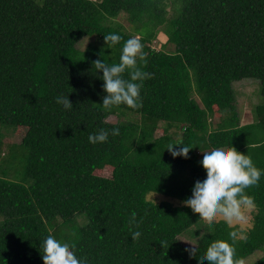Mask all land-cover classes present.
I'll return each instance as SVG.
<instances>
[{
  "label": "trees",
  "instance_id": "1",
  "mask_svg": "<svg viewBox=\"0 0 264 264\" xmlns=\"http://www.w3.org/2000/svg\"><path fill=\"white\" fill-rule=\"evenodd\" d=\"M109 33L122 37L111 49ZM132 37L152 74L142 107L106 110L93 62L118 63ZM246 80L259 83L260 101L242 125L234 84ZM0 127L27 131L7 148L0 134V264H43L48 235L88 264H208L200 255L233 231L234 264L257 253L252 264H264V175L245 190L255 201L247 231L182 203L205 174V147L233 146L264 169V0H0ZM113 127L119 135L89 143ZM179 143L193 146L187 159L166 149ZM105 169L111 177L96 173Z\"/></svg>",
  "mask_w": 264,
  "mask_h": 264
},
{
  "label": "clouds",
  "instance_id": "2",
  "mask_svg": "<svg viewBox=\"0 0 264 264\" xmlns=\"http://www.w3.org/2000/svg\"><path fill=\"white\" fill-rule=\"evenodd\" d=\"M121 39L122 37L116 33L104 35L106 47L110 49ZM146 55L141 41L132 37L124 41L118 63L106 64L101 59L93 62L96 70L102 71L100 79L103 81L102 89L106 93L102 97L101 106L104 109L111 110L120 105L132 109L142 107L141 89L144 81L152 77L151 73L143 71L142 67L138 66V62L142 65L147 64ZM126 70L128 79L122 75ZM56 102L65 110L73 108L68 96H58ZM109 135H119V128L113 127L111 130L101 128L98 132L90 134L88 140L93 145L103 144L108 142ZM192 147L179 143L169 144L166 149L174 158L179 156L187 159ZM201 161L205 167V174L195 177L191 191L182 203L198 210L201 216L209 220L219 216L229 225L246 221L247 214L255 208V201L245 190L260 181L264 169L257 168L249 155L237 151L233 146L228 147L219 143L205 147L201 151ZM132 219L135 220L134 215ZM140 236V231H134L131 238L135 241ZM229 236L231 243L227 240L212 242L198 260H206L208 264H234L233 244L237 233L230 232ZM190 245V251L195 250V246ZM39 246L43 250V264H88L86 258L77 256L73 245L69 242L62 243L53 235H48Z\"/></svg>",
  "mask_w": 264,
  "mask_h": 264
},
{
  "label": "rangeland",
  "instance_id": "3",
  "mask_svg": "<svg viewBox=\"0 0 264 264\" xmlns=\"http://www.w3.org/2000/svg\"><path fill=\"white\" fill-rule=\"evenodd\" d=\"M96 1V0H95ZM118 20L126 27H129V22L128 19L126 18V15H122L118 18ZM129 30V29H128ZM93 40L91 39H85L83 41V48L88 45L90 42ZM167 42V37L164 35H160L156 41L153 42V47L156 49H161V46H163ZM169 51H174V47L169 45L167 48ZM234 88L237 91V106L241 115V120H242V125L245 124H250L254 122V117H253V111H254V106L256 103H258L260 100V87L259 83H255L252 80H246L242 82H238L234 84ZM118 118L115 116H111L108 118L109 122H117ZM214 122L219 121V116H215ZM26 130L23 128H16V129H11V128H1L0 127V134L4 136V148H7L8 145H13V144H21L23 138L26 135ZM162 133V132H159ZM98 175L102 177H111L112 175V170L111 169H105L103 171H97L96 172ZM165 196L163 195H149V199L153 200L157 203H160L165 200ZM255 212V209L253 208L248 214H247V219L246 221L243 222H234L231 224L232 226H238L241 230L247 231L253 224V213ZM205 218V217H204ZM223 220L221 217L217 216L211 220L206 219V222H215ZM182 241L184 244L188 245L191 247L190 244L194 245L190 240L186 238H182ZM262 256V253H257L256 255L250 257L247 259L244 264H252L253 262L257 261L260 257Z\"/></svg>",
  "mask_w": 264,
  "mask_h": 264
}]
</instances>
